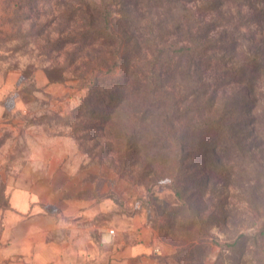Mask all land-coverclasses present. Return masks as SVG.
Segmentation results:
<instances>
[{"label":"rangeland","instance_id":"obj_1","mask_svg":"<svg viewBox=\"0 0 264 264\" xmlns=\"http://www.w3.org/2000/svg\"><path fill=\"white\" fill-rule=\"evenodd\" d=\"M196 5L178 8L176 15L192 24L194 13L200 20L206 15L199 25L214 22L216 37L219 33L214 55L228 63L235 60L229 42L236 39L246 50L253 24L241 28L244 19L228 7L217 14ZM76 8L75 0H0V86L12 79L13 92L24 103L14 109L11 101L4 102L0 208L7 206V182H19L9 177L31 168L26 157L41 152L47 211L62 222L55 236L67 250L77 243V264H110L115 246L128 249L134 244L142 245L145 253L167 256L158 264H202L197 249L202 247L209 250L203 264H213L223 251L220 246L232 244L241 233L248 239L234 251H223V264H259L264 242L255 245L252 237L264 223V130L243 128L249 151L240 166L204 156L210 145L199 147L191 138L184 150L189 156H182L185 162L179 165L173 147L159 149L165 144L164 126L153 122L145 109L147 97L152 102L156 97L176 100L191 87L183 82L188 58L165 56L152 68L140 60L141 52L137 61L133 55L128 63L117 62L106 44L92 40L83 46V21L70 17ZM113 16L120 18L118 13ZM167 41L182 45L173 38ZM160 82L165 86L155 93ZM139 85L154 93L141 95L135 89ZM95 89L103 100L87 103ZM83 105L85 117L79 112ZM185 107L180 105L181 113ZM171 125L181 134L186 122ZM173 185L184 195L187 209L176 200ZM177 255L185 259L178 263Z\"/></svg>","mask_w":264,"mask_h":264},{"label":"trees","instance_id":"obj_2","mask_svg":"<svg viewBox=\"0 0 264 264\" xmlns=\"http://www.w3.org/2000/svg\"><path fill=\"white\" fill-rule=\"evenodd\" d=\"M75 2L77 8L70 12V17L78 16L83 21V30L79 33V40H84L83 46L97 41L102 45L106 44L110 48L111 57L122 64L131 61L133 55L137 61V53L143 52L144 57L140 60L152 68L161 63L165 56L188 58L186 79H183V82L191 87H187L176 100L172 97L163 101L156 97L152 102L151 98L147 97L149 99L148 109H145L147 115L153 117V122L157 125L164 126L161 132L165 136L163 138L165 144L159 146L160 150L173 147L178 156L177 162L182 165L185 161L181 157L189 156L188 151L184 150L190 147L187 139L191 138L199 147L210 145V150L208 149L204 156H212L218 163L234 161L239 166L244 164L249 146L245 143L248 135L244 133L243 128H250L249 131H252L259 127L264 130V0H75ZM196 2V6L200 8L202 5L207 13L210 11L221 14L222 9L226 7L228 10L233 9L239 20L244 19V23H240L241 28L246 22L253 24L254 29L247 39L246 50L239 48L236 39L229 42L230 53L237 57L235 60L228 63L214 55L219 33L216 37L212 26L214 22L205 26L199 25L206 15L200 20V14L194 13L191 20L196 21L193 24L176 15L178 8L186 10L189 6H195ZM198 3L201 5L198 6ZM29 12H32V6L29 7ZM114 13H118L120 18L113 16ZM159 16H162V19L155 21L154 18ZM229 22L227 21V24ZM223 32L225 33V30ZM172 38L175 39L174 43L180 42L182 45L172 46L171 43H167V39ZM68 42L71 41H63ZM138 74V79L141 80L140 73ZM142 79L144 81L145 77ZM164 86L160 82L155 93ZM135 89L142 91L141 95L145 96L154 93L148 91V86L139 85ZM92 93L95 96L92 99L87 97L85 99L87 103L103 100L100 91L95 89ZM184 104L187 107L181 113L179 108ZM85 109L84 105L79 108V112H83L80 114L81 117L88 115ZM196 114L197 117H194ZM167 120H170V123L166 127ZM181 120L186 122V126L180 134L179 131H174L171 124ZM167 141L171 144H166ZM171 187L179 205L187 209L180 189L175 185ZM248 237L247 234L241 233L232 244L220 246L221 250L234 251ZM252 240L255 245L259 241L264 242V223L260 225ZM201 248L197 247L199 252H202L200 260L203 264V257L209 250ZM223 251L217 254L213 264H223ZM183 259L185 257L177 255L175 261L181 263ZM157 260L166 262L167 256H158ZM259 264H264V255L259 259Z\"/></svg>","mask_w":264,"mask_h":264},{"label":"crops","instance_id":"obj_3","mask_svg":"<svg viewBox=\"0 0 264 264\" xmlns=\"http://www.w3.org/2000/svg\"><path fill=\"white\" fill-rule=\"evenodd\" d=\"M7 99L14 109L24 107L22 98L13 92L12 79L0 86V122ZM34 153L26 157L31 168L26 167L27 170L12 173L9 177L19 182L5 185L7 206L0 208V264L7 260L13 261L10 264H77V243L70 245L67 253V246L57 238L60 236H55L60 234L62 222L59 215L47 211L45 155ZM113 249L115 255L110 264H124L126 261L138 264L143 260L158 264L157 257L163 256L145 253L140 244L128 249L117 245Z\"/></svg>","mask_w":264,"mask_h":264},{"label":"built area","instance_id":"obj_4","mask_svg":"<svg viewBox=\"0 0 264 264\" xmlns=\"http://www.w3.org/2000/svg\"><path fill=\"white\" fill-rule=\"evenodd\" d=\"M110 233H112V231H110Z\"/></svg>","mask_w":264,"mask_h":264}]
</instances>
